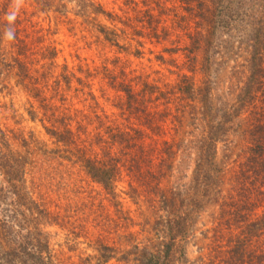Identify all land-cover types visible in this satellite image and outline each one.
<instances>
[{
	"label": "rangeland",
	"instance_id": "obj_1",
	"mask_svg": "<svg viewBox=\"0 0 264 264\" xmlns=\"http://www.w3.org/2000/svg\"><path fill=\"white\" fill-rule=\"evenodd\" d=\"M17 2L16 15L27 20L25 29L36 38L31 58L41 60L42 47L55 50L54 75L66 67L85 82L83 88L73 82L72 89L83 95L74 98L71 92L66 102L71 126L76 128L86 115L81 128L94 141L109 117L143 135L134 169L124 159L127 151L118 142L111 146L114 158L126 164L120 163L116 180L105 189L70 157L71 150L46 134L40 115L30 118L31 104H38L27 92L12 87L0 94V129L20 135L11 144L26 161V191L49 214L41 238L52 264L229 262L228 242L240 229L227 228L222 204L237 192L230 172L250 146L247 129L254 109L238 101L251 72L250 38L264 28V0H91L111 17L92 15L93 7L80 6L79 0H50L48 7ZM102 27L109 38V32L117 38L108 40ZM104 68L123 72L135 92L145 83L156 86L153 103L143 106L144 113L122 117L120 94L104 80ZM184 77L192 84L190 98L178 92ZM57 99L53 102L61 105ZM147 115L154 117L151 126ZM224 115L228 121L210 147L211 165L198 169L205 142L212 140ZM198 170L201 175L209 171L210 185ZM263 213L261 205L249 215ZM260 238L264 246V233ZM17 253H8L10 258L0 254V264L17 261ZM104 254L110 255L107 261Z\"/></svg>",
	"mask_w": 264,
	"mask_h": 264
},
{
	"label": "trees",
	"instance_id": "obj_2",
	"mask_svg": "<svg viewBox=\"0 0 264 264\" xmlns=\"http://www.w3.org/2000/svg\"><path fill=\"white\" fill-rule=\"evenodd\" d=\"M32 1L41 7L51 6L50 3H52L50 0ZM79 3L80 6L93 7V11L90 9L92 15L111 17L104 12L100 4L92 3L91 0H79ZM17 5V0H0V94L12 90L10 89L12 87L27 92L29 97L38 104V107L31 104L28 112L30 118L35 120L40 115V121L46 134L56 143L63 144L64 147L71 150L70 157H74L75 161L80 163L86 174L105 189H109L116 180L120 163L126 164L123 160L114 158L116 153L113 152L111 146L118 142L117 144L127 151L123 153L124 159H127V165L129 164V168L134 169L139 164L141 151H143L141 147L142 132H137L132 128L130 130L134 133H131L127 130L128 128L116 125L109 120V117H105L107 119V126L104 123L105 131L94 135L95 140L93 141L92 137L89 138V133L81 128L86 115V117L82 115L81 121L76 122V128L71 126L73 121L68 120L70 117H65L64 114L69 110L66 102L69 100L71 92L75 93L74 98L83 95L82 90L72 89L73 82H77L82 88L85 82L81 78H77L75 74H69L66 67L59 75H54L57 55L55 50L40 48L41 60L48 61L49 64L40 65L41 60L31 58L35 54L33 45L36 43V38H31V33L25 29L27 20L16 15ZM13 15L15 18L10 20L9 17ZM263 30L264 28L261 27L250 38V47L253 49L250 59L251 72L238 101L241 106L253 107L254 115L247 129L250 146L245 152L246 157L238 164V168L230 172L232 187L237 192L233 196L225 198L222 204V217H226L227 228L231 229L234 225L240 229V232L229 239L228 244L232 246L231 257L229 262L225 260L223 264H264V246L259 244L260 237L264 233V213L257 218L253 216L254 214L249 215L255 207H261V205L264 207ZM101 33L106 35L108 40L112 35L117 38V35L112 32H109V38L103 27ZM113 63L116 66L119 64V60L115 59ZM85 72L87 73L88 70ZM103 72H105L104 80L107 84L113 91L120 94L117 108L121 111L122 117L125 113L129 116L144 113L143 106L146 107L153 103L152 95L157 89L156 86L145 83L140 91L135 92L123 72L117 75L115 70L107 68H104ZM183 80L184 82L178 85V92L190 98L193 95L192 84L189 83L188 78L184 77ZM90 96L94 99L93 94ZM55 98L59 99L61 105L53 102ZM259 102L262 104L260 107ZM148 116L146 120L151 126L154 117L149 120ZM225 121H228L227 115H224L223 123L218 126L215 135H211L212 140L205 142L204 157L199 162L198 169L211 165L210 160H213L214 156L209 154L210 147L214 144V139L219 137V131L225 126ZM107 130L109 132H106ZM13 141H20V135H16L10 130L0 129V176L2 177L0 205L4 204V215L0 218V254L10 258L9 254L13 256V253L18 252L16 256L18 260L12 264H52L53 259L49 253L48 243H44L41 238L43 236L42 221L49 214H46L44 205L33 199L32 195L26 191L24 177L26 161L13 149L11 144ZM22 141L26 142L25 139ZM95 145L100 146V150L93 151ZM198 174L201 175L200 170H198ZM201 176L208 185L211 184L209 182L213 176L209 171ZM219 176L220 179H223L222 176H225V173ZM162 204L166 207L167 203L162 202ZM23 231L26 234H23ZM24 240L26 241L25 245L22 242ZM16 246L21 248V252L12 250V247ZM109 256V254L103 255L105 261ZM4 264H11V259L4 261Z\"/></svg>",
	"mask_w": 264,
	"mask_h": 264
},
{
	"label": "clouds",
	"instance_id": "obj_3",
	"mask_svg": "<svg viewBox=\"0 0 264 264\" xmlns=\"http://www.w3.org/2000/svg\"><path fill=\"white\" fill-rule=\"evenodd\" d=\"M14 18H15L14 15L9 17L10 20H12V19H14Z\"/></svg>",
	"mask_w": 264,
	"mask_h": 264
}]
</instances>
